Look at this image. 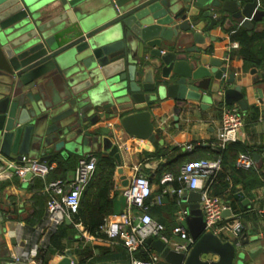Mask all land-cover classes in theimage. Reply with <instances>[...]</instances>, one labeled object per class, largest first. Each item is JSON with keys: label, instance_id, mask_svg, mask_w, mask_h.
Returning a JSON list of instances; mask_svg holds the SVG:
<instances>
[{"label": "water", "instance_id": "water-1", "mask_svg": "<svg viewBox=\"0 0 264 264\" xmlns=\"http://www.w3.org/2000/svg\"><path fill=\"white\" fill-rule=\"evenodd\" d=\"M259 6V0H0V155L45 162L67 153H103L128 186L106 122L117 119L128 134L154 142L150 110L167 100L175 103V119L195 103L201 109L235 104L245 113L227 62L197 45L225 15L251 31L264 18ZM199 199L195 191L181 197L190 203L182 225L193 245L176 251L153 238L145 245L166 264L242 260L244 241L205 230ZM234 199L248 202L240 191ZM229 209L228 203L223 216L236 222ZM234 234L246 236L240 225ZM5 252L0 241V264H9ZM70 261L78 264L66 250L57 264ZM251 264H264V250Z\"/></svg>", "mask_w": 264, "mask_h": 264}, {"label": "crops", "instance_id": "crops-1", "mask_svg": "<svg viewBox=\"0 0 264 264\" xmlns=\"http://www.w3.org/2000/svg\"><path fill=\"white\" fill-rule=\"evenodd\" d=\"M259 3L260 10L264 11V0H259ZM202 23L207 26L208 20H204ZM236 28H240L238 22L225 15L211 31L201 33L204 42L197 47L204 49L211 57L224 59L227 62L228 72H233L235 75L232 86L241 87L248 106L247 110L250 107H255L260 114L254 124L243 125L237 139V142L253 150L251 153L254 162L253 168L245 172L247 176L233 174L231 169L228 170V174H230L228 180L231 186H234V191L227 204L230 205L231 215H237L236 222L223 216V219L215 226L216 233H224L235 241H244L238 247V252L243 253V258L242 260L236 259L234 264H238L239 261L242 264H251L263 257L264 250V66L243 68V62L239 55V43L232 40L230 36V30ZM261 31H264V18L260 22L253 23L251 31L247 30L248 35ZM231 107L239 109L235 104L209 109H201L197 103L190 106L184 105L177 116L178 118L175 119L174 101L162 102L150 110L149 121L152 133L155 134L154 142L148 141V135L143 137L128 134L117 119L106 122L107 126L111 123L110 127L114 134L113 141L120 149L123 175L130 180L137 168L140 174L149 179L152 194L148 212L155 220L164 224L166 236L171 239H176L170 230L179 223L177 215L179 208L182 207L188 211L190 203L183 202L180 197L181 204L178 206V196L166 193L165 188L159 183L160 180L154 179L156 171L160 166H171L177 170L178 158L197 149L207 150L208 154L224 149L225 147L219 146L217 132L223 110ZM189 144L194 146L191 152H187L185 149V146ZM254 155L258 158L255 159ZM83 156L73 153L62 156L55 155L45 163L48 164L54 157L63 159L74 157L77 160ZM6 161L12 160L0 155V163ZM52 165L55 167L54 163ZM75 165L74 163L72 170L66 173L64 180L66 185H69L74 178ZM117 168L116 164L115 186L111 192V197L117 203L114 214L119 213L125 206L121 196L122 180L117 173ZM52 181L55 180H50V175L44 180L32 177L30 181H26L17 176L0 179V241L6 251L5 257L9 264L13 254L29 252L36 243L37 231L44 220L46 200L48 199L44 188L47 183ZM172 185L177 188L179 183L174 182ZM237 191L244 195L245 200L248 201L246 204L243 205L234 199V194ZM158 197H161L160 204L155 202ZM173 202L176 204L174 205ZM238 225L242 227V234L246 235L244 238L234 234V229ZM79 244V241H75L71 244L72 248L67 249L71 250L75 257L74 250ZM83 245H88L91 250L84 264H128L130 261L126 250L118 243L109 242L106 237L83 238ZM150 252L154 251L150 249ZM64 254L51 256L47 264H57ZM36 261L41 264L39 259L33 260L34 263Z\"/></svg>", "mask_w": 264, "mask_h": 264}, {"label": "built area", "instance_id": "built-area-1", "mask_svg": "<svg viewBox=\"0 0 264 264\" xmlns=\"http://www.w3.org/2000/svg\"><path fill=\"white\" fill-rule=\"evenodd\" d=\"M244 125V114L237 108H225L222 112L220 127L217 132V140L221 148L238 139V133ZM111 126V123L108 124ZM187 152L194 149L193 145H186ZM97 156L95 153H88L81 157L74 171V178L69 185L64 181L55 180L46 184L44 191L48 194L45 207V217L37 231L38 237L34 246L29 252L13 254L12 264H39L36 260L40 247L48 243L50 234L65 222L72 219L77 213L81 197L90 185L96 171ZM236 166L240 169H251L254 166L251 155L240 153L236 158ZM54 165L41 162L38 159H26L21 161H6L0 163V179L17 176L24 180L28 174L44 180ZM221 170L219 159H200L183 164L177 174L164 173L160 178V185L164 187L166 193L177 195V205L180 206V197L185 192L195 191L199 194V208L202 213L205 230H212L216 233L215 226L223 219L227 202L218 196H214L210 191V185ZM179 183L177 188L173 183ZM152 187L149 179L140 174L135 169V174L130 178L128 186L123 187L121 196L125 206L117 214L106 217L100 227V232L105 235L111 243L120 244L130 256L128 264H166L155 252H150L144 259L137 258L136 253L141 250L148 238L162 239L166 245L176 251L186 250L193 245L194 241L190 237L188 230L183 227L182 222L188 216L187 209L182 207L178 210L179 223L170 230L171 239L166 236V227L155 220L149 213L150 205L145 201L151 196ZM161 203V197L155 201ZM82 238H91L81 226L75 224ZM70 264H74L70 261Z\"/></svg>", "mask_w": 264, "mask_h": 264}, {"label": "trees", "instance_id": "trees-1", "mask_svg": "<svg viewBox=\"0 0 264 264\" xmlns=\"http://www.w3.org/2000/svg\"><path fill=\"white\" fill-rule=\"evenodd\" d=\"M230 31L231 39L239 43V55L243 62V68H260L264 66V31L253 33L252 35H248L247 30L243 28H236ZM243 114L244 124L247 125L254 124L260 116L258 109L255 107H250ZM252 151L237 141L228 144L220 152H211L208 154L207 150L197 149L194 152L181 155L178 158L177 170L171 168V166H160L156 171L154 179L159 181L162 175L167 172L177 174L179 168L187 162L200 159H219L221 162V170L217 173L216 178L210 185V191L214 196H218L224 201L229 202L231 200V194L234 191V186H231L228 180L230 177L228 170L231 169L233 174H243L245 176V172L251 169H240L235 166V161L240 153L251 155ZM96 156L98 162L95 175L90 185L84 191L79 209L72 216L71 223H62L54 233L50 234L48 243L38 249L36 259H39L41 264H47L49 258L53 255H63L68 248H72L71 244L75 241L80 242L79 246L74 250L78 264L85 263L91 250L88 245H83V238L75 227L77 223H80L89 235L97 238H105V235L100 232V227L106 217L116 213L117 208L115 199L111 197V192L115 186L116 163L109 155L96 154ZM79 159L75 160L74 157H68L67 159L54 157V159L48 162L49 165L55 164V167L48 174L50 175V180L64 181L66 173L72 170L74 163L77 165ZM150 197L145 201L146 205H151ZM173 203L174 205L176 204L175 202ZM148 252H150L149 247L144 245L136 256L137 258L144 259L148 256Z\"/></svg>", "mask_w": 264, "mask_h": 264}]
</instances>
